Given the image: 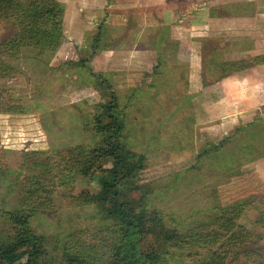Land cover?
Segmentation results:
<instances>
[{
  "label": "rangeland",
  "instance_id": "374dc122",
  "mask_svg": "<svg viewBox=\"0 0 264 264\" xmlns=\"http://www.w3.org/2000/svg\"><path fill=\"white\" fill-rule=\"evenodd\" d=\"M56 1L65 15L56 46L17 44L0 54V247L32 249L17 239L16 215L38 240L37 264H117L121 224L90 199L111 160L72 174L85 150L100 144L86 120L106 115L112 100L126 146L145 156L128 200L144 209L141 247L152 252L150 264H206L237 226L249 238L225 264H264V228L254 222L264 209V94L248 110L213 97L221 75L254 60L224 71L218 62L240 46L212 37L225 20L202 26L213 11H240L242 3ZM17 32L0 20V51ZM198 226L201 239L165 241L163 230L184 235Z\"/></svg>",
  "mask_w": 264,
  "mask_h": 264
},
{
  "label": "trees",
  "instance_id": "16d2710c",
  "mask_svg": "<svg viewBox=\"0 0 264 264\" xmlns=\"http://www.w3.org/2000/svg\"><path fill=\"white\" fill-rule=\"evenodd\" d=\"M0 20L9 22L18 29L15 36L6 41L7 45H3L1 55H7L17 44H30L41 52L51 47L53 43L56 46L61 40L63 7L61 8L56 0H0ZM258 58L260 55L253 56L252 64L262 61ZM232 62L234 61L222 62L219 66L226 71ZM246 66L240 65L229 71H236ZM111 103L112 100L108 103L106 115H94L92 120L91 118L86 120V126L90 125L95 133L100 134V144L85 150L86 160L79 159L77 165L73 167L72 174L74 173L75 176L76 173L86 171L90 162L100 158L111 160L112 164L108 169H101L102 173L98 179L100 189L92 194L90 199L100 207L103 213L113 217L117 224H121L119 237L114 242L112 250L115 262L117 264H150L153 260L152 252L144 251L141 247V237L144 234L146 222L144 209L130 206L128 200V192L137 185L136 177L143 169L145 156L126 146L122 138V119ZM80 156L82 153L79 154ZM10 218L18 225L17 239L20 244L31 245L32 249L24 248L17 251L14 249L15 244L0 247V264H14L23 256H25L24 262L20 264H37L38 240L26 225V219L16 215ZM218 219L219 217L216 220ZM254 222L264 228V209L258 212ZM203 227H195L184 235L175 234V230H163L167 235L165 241H175L177 237L182 241L186 239L188 243L201 239ZM247 236L249 234L246 230L237 226L236 230L231 231L226 238L227 245L222 244L217 257L211 258L206 264H225L226 258ZM69 264L82 263L70 259Z\"/></svg>",
  "mask_w": 264,
  "mask_h": 264
},
{
  "label": "crops",
  "instance_id": "0c3cea01",
  "mask_svg": "<svg viewBox=\"0 0 264 264\" xmlns=\"http://www.w3.org/2000/svg\"><path fill=\"white\" fill-rule=\"evenodd\" d=\"M239 3H242L244 6L242 10L238 11L234 9V11L228 8L226 13H215V11H213L212 16L208 17V19L205 18L203 21L202 26L208 23L210 19L214 21L225 20L226 23L219 24L221 26L218 28L214 25L212 37L220 36L221 43L227 45L237 43L240 46L239 48L227 50L228 57L223 58V60L218 63L235 61L240 58H249L256 55H264V0H211L212 5H221L224 8L225 6L233 7ZM63 20H65V15H63ZM81 26L82 24L78 26V28ZM73 27L76 28V26ZM142 51H148L149 53L153 52V50L149 48L148 50ZM105 52L116 53L117 51L106 49ZM137 55L141 56L140 54ZM112 61H114V58ZM112 61H109V64H111ZM144 67H146L145 64H143V68ZM221 87L226 89L224 93L220 92ZM211 92L214 95L213 97L217 100L222 99L232 103L236 101L239 106L248 110L252 102L262 99L261 96L264 94V60L221 75V77L212 84ZM223 109L226 111V114L233 113L234 106L223 107Z\"/></svg>",
  "mask_w": 264,
  "mask_h": 264
}]
</instances>
